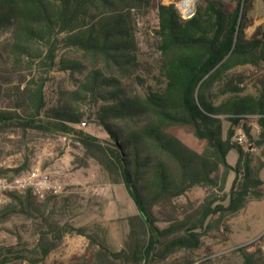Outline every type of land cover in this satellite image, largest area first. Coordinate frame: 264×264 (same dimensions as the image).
Listing matches in <instances>:
<instances>
[{
	"label": "trees",
	"instance_id": "1",
	"mask_svg": "<svg viewBox=\"0 0 264 264\" xmlns=\"http://www.w3.org/2000/svg\"><path fill=\"white\" fill-rule=\"evenodd\" d=\"M254 4L202 0L186 18L176 4L160 0H0V32L9 34L0 44V103H9L0 105V130L63 133L101 147L100 139L77 125L94 119L104 127L105 149L150 233L147 245L113 254L120 264H159L176 250H200L204 237L250 201L263 199L264 160L254 150L264 155V76L255 92H247L245 75L234 72L246 66L264 70V31L258 28L252 37L247 32ZM152 8L159 56L145 78L138 20ZM55 69L69 72L75 88L60 87L50 104L47 89ZM175 127H192L206 147L193 149L170 131ZM239 131L249 148L236 140ZM233 151L236 164L229 160ZM25 168L14 171L20 175ZM197 187L212 192L184 216L158 210ZM56 202L14 195L1 216L25 213L50 223ZM50 228L61 231L59 238L68 229L84 233L55 221ZM41 239L37 262L52 249ZM237 252V264H264L255 242Z\"/></svg>",
	"mask_w": 264,
	"mask_h": 264
},
{
	"label": "rangeland",
	"instance_id": "2",
	"mask_svg": "<svg viewBox=\"0 0 264 264\" xmlns=\"http://www.w3.org/2000/svg\"><path fill=\"white\" fill-rule=\"evenodd\" d=\"M160 1L172 4L179 0ZM223 1L226 6H231L233 2ZM201 2L194 0L195 9ZM251 17L253 25L247 30L250 37L258 28L264 31L263 0H255ZM138 21L141 59L145 66L142 74L146 78L147 72L156 66L159 56L153 31L158 26L157 10L152 8L140 14ZM8 38V33L0 32V44ZM234 72L245 75L247 92H255L257 80L264 76V70L252 66L239 67ZM50 76L47 93L51 104L56 101V91L60 87L72 90L75 86L69 72L55 69ZM8 104L1 100V106ZM83 122H87L85 127L81 125ZM83 122L77 128L100 139L101 147L86 146L75 137L63 133L18 128L0 130L2 174L15 176L17 173L14 170L25 166L24 173L38 171L48 176L52 183L62 186V192L58 195L37 197L39 202L48 197L57 198L49 209L50 223L39 216L25 213L1 216L5 206L12 201L0 207V264H120L113 254L122 251L129 253L133 245L149 243V229L139 218L140 212L105 149L109 140L106 130L94 119ZM228 126L227 123L226 128ZM170 131L197 151L201 152L206 147L205 141L196 138L192 127H175ZM258 132V127L254 126L253 134L257 136ZM240 136L244 138L242 144L249 148V140L243 132H238L236 140ZM254 151L257 157L264 160L261 149ZM238 157L233 151L229 160L236 164ZM261 176L264 178V169ZM234 178L235 174H231L226 192H230ZM211 192L209 187H197L158 210L166 215L182 217L192 208L200 206ZM54 221L61 227L70 224L76 229L81 228L84 233L68 229L59 238L61 231L50 228ZM225 224L220 230L204 237V246L200 250H176L159 264H237L242 261L237 249L254 242L264 251V199L250 201L241 213ZM159 225L163 227L167 224ZM43 237L46 238L45 245L52 249L44 261L37 262L42 252L40 243ZM11 247L14 250L8 251ZM23 255L26 256L24 260L20 259ZM5 258H9V261L2 263Z\"/></svg>",
	"mask_w": 264,
	"mask_h": 264
},
{
	"label": "built area",
	"instance_id": "3",
	"mask_svg": "<svg viewBox=\"0 0 264 264\" xmlns=\"http://www.w3.org/2000/svg\"><path fill=\"white\" fill-rule=\"evenodd\" d=\"M177 5L182 16L189 18L195 13L194 1L185 5V0H179ZM83 127L87 122L81 124ZM244 141L242 136L237 139ZM62 192V186L52 183L48 176L41 175L38 171H31L15 176H6L0 172V207L11 202L14 195L32 194L35 197L44 198L48 195H58Z\"/></svg>",
	"mask_w": 264,
	"mask_h": 264
},
{
	"label": "bare ground",
	"instance_id": "4",
	"mask_svg": "<svg viewBox=\"0 0 264 264\" xmlns=\"http://www.w3.org/2000/svg\"><path fill=\"white\" fill-rule=\"evenodd\" d=\"M194 0H185V5H189L190 3H192Z\"/></svg>",
	"mask_w": 264,
	"mask_h": 264
},
{
	"label": "crops",
	"instance_id": "5",
	"mask_svg": "<svg viewBox=\"0 0 264 264\" xmlns=\"http://www.w3.org/2000/svg\"><path fill=\"white\" fill-rule=\"evenodd\" d=\"M220 1H222V2L224 3V1H223V0H220ZM236 163H237V162H236ZM263 179H264V178H263ZM263 199H264V197H263ZM263 199H262V200H263Z\"/></svg>",
	"mask_w": 264,
	"mask_h": 264
},
{
	"label": "water",
	"instance_id": "6",
	"mask_svg": "<svg viewBox=\"0 0 264 264\" xmlns=\"http://www.w3.org/2000/svg\"><path fill=\"white\" fill-rule=\"evenodd\" d=\"M126 180L128 181V178L126 177Z\"/></svg>",
	"mask_w": 264,
	"mask_h": 264
}]
</instances>
